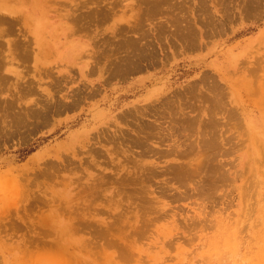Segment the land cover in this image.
<instances>
[{
  "label": "rangeland",
  "instance_id": "1",
  "mask_svg": "<svg viewBox=\"0 0 264 264\" xmlns=\"http://www.w3.org/2000/svg\"><path fill=\"white\" fill-rule=\"evenodd\" d=\"M0 62V264H264V0H0Z\"/></svg>",
  "mask_w": 264,
  "mask_h": 264
},
{
  "label": "bare ground",
  "instance_id": "2",
  "mask_svg": "<svg viewBox=\"0 0 264 264\" xmlns=\"http://www.w3.org/2000/svg\"><path fill=\"white\" fill-rule=\"evenodd\" d=\"M147 1H148V0H147ZM159 1H160V0H159ZM173 1H174V0H173ZM145 2H146V1H145ZM145 2H144V5H145ZM153 3L155 4V2H153ZM166 3H167V2H166ZM168 3H169V2H168ZM169 4H172V3H169ZM169 4H168V5H169ZM157 5H158V4H156L155 6H157ZM161 5H162V4H161ZM177 5H178V4H177ZM148 6H149V5H148ZM158 6H159V5H158ZM158 6H157V9H158L159 7H161V6H159V7H158ZM164 7H165V6H164ZM169 7H170V6H169ZM152 8H153V7H152ZM160 9H161V8H160ZM160 9H159V10H160ZM203 9H204V8H203ZM206 10L209 11L208 8H207ZM141 13H142V11H141ZM148 13H150V12H148ZM168 13H169V12H168ZM198 14H199V13H198ZM209 14H210V13H209ZM161 16H162V15H161ZM208 16H209V15H208ZM139 17H140V16H139ZM145 17H146V16H145ZM189 19H190V18H189ZM211 20H212V19H211ZM178 21H179V20H178ZM212 21H213V20H212ZM212 21H210V22H212ZM195 22H196V21H195ZM212 23H215V22H212ZM194 24H195V23H194ZM205 24H206V23H205ZM136 26H137V25H136ZM183 26H184V25H183ZM183 26H182V29H183ZM191 26H192V25H191ZM180 27H181V26H180ZM185 27H186V25H185ZM185 27H184V29H183V32L185 31V29H186V31H187V28H188V27H187V28H185ZM189 27H190V26H189ZM192 27H193V26H192ZM192 27H191V28H188V31H189V29H192ZM156 28H157V27H156ZM160 28H161V27H160ZM164 28H165V27H164ZM166 28H167V27H166ZM158 29H159V28H158ZM175 29H176V28H175ZM193 29H194V28H193ZM195 29H196V28H195ZM195 29H194V30H195ZM207 29H208V28H207ZM161 30H162V29H161ZM177 30H178V29H177ZM179 30H180V29H179ZM179 30H178V31H179ZM194 30H190V31L193 32ZM196 30H197V29H196ZM204 30H205V29H204ZM162 31H164V30H162ZM175 31H176V30H175ZM190 31H189V35H190V37H192V39H194V38L196 37L197 34H196V33L194 34V33L190 32ZM134 32H136V31H134ZM195 32H196V31H195ZM181 33H182V32H181ZM186 33H187V32H186ZM186 33H185V34H186ZM145 34H146V33H145ZM178 34H179V33L176 31V35L178 36V38H179V37H181V38L184 37V35H182V34H181V35H178ZM198 34H199V33H198ZM203 34H204V33H203ZM149 35H150V34H149ZM162 35H163V34H160V35H158V37H159V36L163 37ZM186 35H188V34H186ZM144 36H146V35H144ZM150 36H151V35H150ZM151 38H152V37H151ZM163 38H165V37H163ZM184 38H185V37H184ZM196 38H197V37H196ZM149 39H150V38H149ZM161 39H162V38H161ZM188 39H189V38H188ZM140 40H141V39H140ZM168 40H169V39H168ZM178 40L180 41V39H178ZM138 41H139V40H138ZM184 41L187 42V38H185ZM197 41H198V40H197ZM131 42H132V41H131ZM188 43H189V45L192 44L191 41H189ZM131 44H134V42H132V43H130V44H127V45L130 46ZM135 44H136V47L139 46V45H138V42L135 43ZM135 44H134V45H135ZM142 44H143V43H142ZM182 44L184 45V42H183ZM186 44H187V43H186ZM123 45H124V44H123ZM177 45H178V44H177ZM124 46H125V45H124ZM129 46H128V48H129ZM148 46H149V44H148ZM175 46H176V45H175ZM195 46H196V45H195ZM131 47H132V46H131ZM131 47H130V48H131ZM139 47H140V46H139ZM145 47H146V46H145ZM162 47H163V45H162ZM165 47H166V46H165ZM205 47H206V46H205ZM122 48H123V46H122ZM122 48H121V49H122ZM125 48H126V47H125ZM125 48H123V49H125ZM195 48H196V47H195ZM132 49L134 50L135 48L133 47ZM188 49H189V48H188ZM193 49H194V48H193ZM133 50H132V54H133L134 57H135V55H136V57H138L139 54H140V58H142V59H146V60H147L149 57H150V59H152V58L154 57L153 54H151V53H147V52H146L148 49L145 51L144 49L141 48V49H140V52H139V50H136V49H135L136 51H138V53L135 52V51H134V52H135V53H134ZM185 50H186V49H185ZM128 51H129V50H128ZM153 51H154V50H153ZM154 52H155V51H154ZM125 53H126V52H125ZM136 53H137L138 55H137ZM134 54H135V55H134ZM129 55H131V54H129ZM165 55H166V54H165ZM127 56H128V55H127ZM133 56H131V58H132ZM155 57H156V56H155ZM123 58H124V57H123ZM142 59H141V60H142ZM153 59H154V58H153ZM165 59H166V58H165ZM25 60H26V59H25ZM132 61L134 62V60L130 59L129 61H127V64L131 65V64H132ZM138 61H139V60H138ZM153 61H154V60H153ZM0 63H1V62H0ZM122 64H123V63H122ZM137 64H138V63H137ZM112 65H113V64H112ZM123 65H124V64H123ZM134 65H135V63H134ZM149 65H150V64H149ZM127 67H128V66H127ZM147 67H148V66H147ZM120 68H121V67H120ZM142 68H143V67H142ZM112 69H113V68H112ZM128 69H130V68H128ZM128 69H127V70H128ZM120 70H122V69H120ZM120 70H119V71H120ZM5 71H6V70H5ZM122 71H123V70H122ZM124 71H125V68H124ZM139 71H140V70H139ZM120 72H121V71H120ZM133 72H134V71H133ZM124 73H125V72H124ZM128 73H129V72H128ZM119 74H120V73H119ZM131 74H132V73H131ZM117 75H118V74H117ZM123 75H124V74H123ZM109 76H110V75H109ZM118 76H119V75H118ZM0 77H1V76H0ZM119 78H120V77H119ZM2 79H3V78H2ZM5 79H6V78H5ZM7 81H8V80H7ZM208 81H209V80H208ZM209 82H210V81H209ZM211 83H212V82H211ZM4 84H5V83H4ZM60 84H61V83H60ZM23 85H24V84H23ZM213 85H214V84H213ZM206 87H207V86H206ZM58 89H59V88H58ZM60 89H61V88H60ZM60 89H59V90H60ZM186 89H187V88H186ZM209 89H211V88H209ZM3 90H4V89H3ZM211 90H212V89H211ZM215 90H216V89H215ZM187 91H188V90H187ZM22 92H23V91H22ZM24 92H25V91H24ZM25 95H26V93H25ZM72 96H73V95H71V97H72ZM76 96H77V95H76ZM17 98H18V97H17ZM214 99H218V98H214ZM14 100H15V99H14ZM75 100H76V99H75ZM79 100H80V99H79ZM15 101H16V100H15ZM76 101H77V100H76ZM0 102H1V101H0ZM207 102H208V101H207ZM212 102H213V101H212ZM214 102H215V101H214ZM16 103H17V101H16ZM57 104H58V103H57ZM8 105H9V104H8ZM12 105H13V104H12ZM61 105H62V104H61ZM73 105H74V104H73ZM59 106H60V105H59ZM62 106H63V105H62ZM145 106H146V105H145ZM47 107H48V106H47ZM57 107H58V105H57ZM65 107H66V106H65ZM67 107H68V106H67ZM189 107H190V106H189ZM4 108H5V107H4ZM8 108H9V107H8ZM12 108H13V106H12ZM15 108H16V107H15ZM31 108H32V107H31ZM59 108H60V107H59ZM40 109H41V108H40ZM40 109H39V111H40ZM8 110H9V109H8ZM37 110H38V108H37ZM41 110H42V109H41ZM39 111H38V114L41 112V111H40V112H39ZM48 111H49V110H48ZM48 111H45V112H48ZM63 111H64V110H63ZM49 112H50V111H49ZM56 112H57V110H56ZM125 112H127V111H125ZM11 113H13V112H11ZM19 113H21V112H19ZM19 113H18V114H19ZM30 113H31V112H30ZM54 113H55V112H54ZM22 114H23V113H22ZM22 114H19V115H22ZM33 114H34V115H37V114H35V113H33ZM40 114H41V113H40ZM40 114H39V115H40ZM51 114H52V113H51ZM2 115H3V114H2ZM24 115H25V114H24ZM28 115H29V112H28ZM41 115H42V114H41ZM183 115H184V114H183ZM42 116H43V115H42ZM24 117H25V116H24ZM30 117H32V115H30ZM122 117H123V116H122ZM204 117H205V116H204ZM26 118H27V117H26ZM35 118H36V117H35ZM31 119H32V118H31ZM37 119H38V118H37ZM195 119H196V117H194V120H195ZM33 120H34V119H33ZM0 121H1V119H0ZM39 121H40V120H39ZM42 121H43V120H42ZM171 121H172V119H171ZM197 121H198V120H197ZM8 122H9V121H8ZM12 122H13V121H12ZM177 122H178V121H177ZM187 122H188V121H186V123H187ZM13 123H15V122H13ZM16 123H17V125H18V122H16ZM173 123H174V122H173ZM186 123H185V124H186ZM192 123H193V122H192ZM8 124H9V123H8ZM20 124H22V123H20ZM190 124H191V121H190L189 125H190ZM195 124H196V123H195ZM195 124L193 123V127H195ZM212 124H214V123H212ZM187 125H188V124H187ZM191 125H192V124H191ZM196 125H197V124H196ZM149 126H150V125H149ZM149 126H147L145 129H148ZM173 126H174V125H173ZM212 126H213V125H212ZM13 127H15V126H13ZM18 127H20V125H19ZM28 127H29V126H28ZM184 127H185V126H184ZM184 127H183V129H184ZM188 127H190V126H188ZM188 127H187V129H186V127H185V131H188V132H189L190 128H189V130H188ZM193 127L191 126L192 129H193ZM0 128H1V127H0ZM203 128H204V127H203ZM17 129H18V128H17ZM22 129H23V128H22ZM194 129H195V128H194ZM204 129H205V128H204ZM30 130H31V129H30ZM23 131H24V130H23ZM23 131H21V132H23ZM192 131H193V130H192ZM192 131H191V133H192ZM194 131H195V130H194ZM194 131H193V132H194ZM0 132H1V130H0ZM142 132H143V131H142ZM144 132H145V131H144ZM182 132H183V131H182ZM202 132H203V131H202ZM204 132H205V130H204ZM208 132H209V131H208ZM150 133H151V132H150ZM209 133H210V132H209ZM23 134H24V133H23ZM21 135H22V134H21ZM168 135H169V133H168ZM183 135H184V134H183ZM204 135H205V133H204ZM207 135H209V134L207 133ZM216 135H217V134H216ZM216 135L213 134V136H216ZM8 136H10L9 133H8ZM11 136H12V135H11ZM174 136H175V135H174ZM176 136H178V135H176ZM211 136H212V135H211ZM213 136H212V137H213ZM2 137H3V136H2ZM152 137H153V136H152ZM209 137H210V136H209ZM163 138H164V136H163ZM136 139H137V138H136ZM177 139H178V138H177ZM213 139H215V138H213ZM216 139H218V138H216ZM216 139H215V140H216ZM25 140H26V139H25ZM141 140H142V139H141ZM166 140H167V139H166ZM166 140H165V141H166ZM168 140H169V139H168ZM202 140L205 141L204 138H202ZM136 141H137V140H136ZM203 141H201V142H203ZM210 141H211V137H210ZM144 142H145V141H144ZM207 142H208V141H207ZM216 142H217V141H216ZM216 142H215V144H216ZM175 143H176V142H175ZM175 143H174V144H175ZM205 143H206V141H205ZM217 143H218V142H217ZM181 144H182V143H181ZM203 144H204V142H203ZM215 144H212V145H215ZM207 145H208V144H205L206 147H209V145H208V146H207ZM217 145H218V144H217ZM173 146H174V145H173ZM145 148H146V147H145ZM209 148H212L211 145H210ZM180 149H181V148H180ZM191 149H192V148H190V150H191ZM146 150H147V149H146ZM175 150H176V149H175ZM192 150L195 151L194 148H193ZM206 150H207V149H206ZM182 151H183V150H182ZM147 152H148V151H147ZM174 152H175V151H174ZM148 153H149V152H148ZM185 153H186V152H184V154H185ZM206 153H207V152H206ZM213 153H214V152H213ZM188 154H189V153H188ZM188 154H187V155H188ZM197 154H198V153H197ZM214 155H215V154H214ZM200 156H201V154H200ZM202 156H203V155H202ZM208 157H210V156H208ZM210 158H211V157H210ZM199 164H200V163H199ZM197 166H198V165H197ZM201 166H202V164H201ZM214 166H215V165H214ZM196 168H198V167H196ZM201 168H202V167L199 166L198 170H199V169L201 170ZM203 168H204V167H203ZM178 169H179V168H178ZM184 169H185V168H184ZM207 169H208V168H207ZM180 170L182 171V168H181ZM195 170H196V169H195ZM203 170H206V169L204 168ZM201 171H202V170H201ZM183 172H184V171H183ZM205 172H206V171H205ZM207 172H208V171H207ZM184 173H185V172H184ZM193 173L196 174V173H198V171H195V172H193ZM193 173H192V174H193ZM208 173H210V172H208ZM195 174H194V175H195ZM224 174H225V173H224ZM198 175H199V173H198ZM208 175H209V174H208ZM211 175H212V174H211ZM221 175H222V174H221ZM209 176H210V175H209ZM218 176H219V175H218ZM218 176H217V177H218ZM210 177H212V176H210ZM213 177H214V176H213ZM213 177H212V178H213ZM217 177H216V178H217ZM219 177H222V176H219ZM224 177H225V176H224ZM222 178H223V177H222ZM203 179H204V178H203ZM214 179H215V178H214ZM225 179H226V178H225ZM149 180H151V178H149ZM149 180H146V181H149ZM204 180H206V179H204ZM212 180H213V179H212ZM219 180H220V179H219ZM221 180H222V179H221ZM217 181H218V180H217ZM149 182H150V181H149ZM207 182H210V181H207ZM207 182H206V183H207ZM203 183H204V182H203ZM210 184H212V183H210ZM210 184H209V185H210ZM211 187H212V186H211ZM198 188H199V187H198ZM201 191H202V190H201ZM201 191H200V192H201ZM203 192L206 193V191H203ZM209 192H210V191H209ZM215 192H216V191H215ZM205 193H204V194H205ZM202 195H203V194H202ZM206 196H207V194H206ZM208 196H209V195H208ZM211 196H212V195H211ZM201 197H202V196H200V198H201ZM204 198H205V197H204ZM208 198H209V197H208ZM208 198H207V199H208ZM201 199H202V198H201ZM204 201H205V200H204Z\"/></svg>",
  "mask_w": 264,
  "mask_h": 264
}]
</instances>
